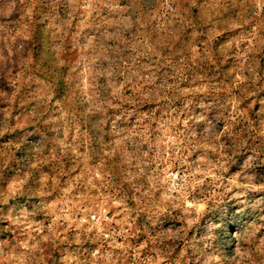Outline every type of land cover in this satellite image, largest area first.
<instances>
[{
    "label": "rangeland",
    "instance_id": "1",
    "mask_svg": "<svg viewBox=\"0 0 264 264\" xmlns=\"http://www.w3.org/2000/svg\"><path fill=\"white\" fill-rule=\"evenodd\" d=\"M0 264H264V0H0Z\"/></svg>",
    "mask_w": 264,
    "mask_h": 264
}]
</instances>
